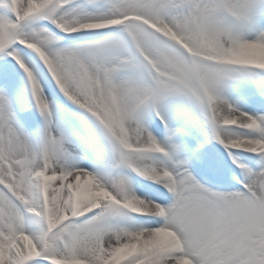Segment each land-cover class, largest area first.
Segmentation results:
<instances>
[{
	"label": "snow or ice",
	"instance_id": "snow-or-ice-1",
	"mask_svg": "<svg viewBox=\"0 0 264 264\" xmlns=\"http://www.w3.org/2000/svg\"><path fill=\"white\" fill-rule=\"evenodd\" d=\"M0 264H264V0H0Z\"/></svg>",
	"mask_w": 264,
	"mask_h": 264
}]
</instances>
